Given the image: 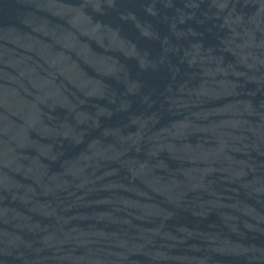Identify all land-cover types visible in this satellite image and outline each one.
<instances>
[{"label":"water","instance_id":"1","mask_svg":"<svg viewBox=\"0 0 264 264\" xmlns=\"http://www.w3.org/2000/svg\"><path fill=\"white\" fill-rule=\"evenodd\" d=\"M0 264H264V0H0Z\"/></svg>","mask_w":264,"mask_h":264}]
</instances>
